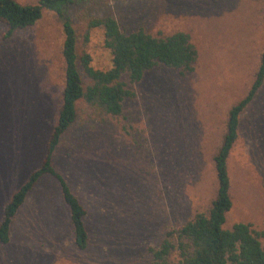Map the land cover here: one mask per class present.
Instances as JSON below:
<instances>
[{"label":"rangeland","instance_id":"374dc122","mask_svg":"<svg viewBox=\"0 0 264 264\" xmlns=\"http://www.w3.org/2000/svg\"><path fill=\"white\" fill-rule=\"evenodd\" d=\"M65 15L83 85L82 54L93 70L110 68L102 29H87L89 19L111 17L124 33H184L196 60L184 76L161 66L135 84L122 76L129 96L116 117L96 119L76 105L50 166L84 211L85 248H75L57 182L43 175L10 221L0 264H149L146 249L205 214L214 197L212 157L227 111L246 95L264 51V0H84ZM5 33L0 25V218L43 158L63 86L55 15ZM226 170L231 207L223 228L243 223L264 233V82L238 117Z\"/></svg>","mask_w":264,"mask_h":264},{"label":"trees","instance_id":"16d2710c","mask_svg":"<svg viewBox=\"0 0 264 264\" xmlns=\"http://www.w3.org/2000/svg\"><path fill=\"white\" fill-rule=\"evenodd\" d=\"M82 1L37 0L34 4L22 5L14 0H0V25L5 28V38L33 26L43 12L56 16L61 24L60 56L63 65L60 106L44 147L43 158L2 207L1 245L7 243L10 221L26 195L41 176L48 175L57 182L67 209L73 244L77 250H83L86 245L82 222L84 211L63 179L50 166L51 155L60 137L75 119L76 105L82 103L96 119L113 118L120 114L121 103L129 96L122 76L126 77L127 83L135 84L146 72L160 66L176 70L181 76L193 71L196 51L186 34L177 32L165 37H152L141 29L124 33L114 19L105 16L89 19L87 29H102L103 46L110 53V68L106 71L93 70L88 56L82 54L78 62L86 79L83 85L76 69L74 30L65 15L68 6ZM263 82L264 51L246 95L227 111L225 130L212 157L216 190L207 212L195 214L179 228L168 230L156 248H147L149 264H264V245L259 242L264 237L263 232H254L249 224L243 223L223 228L225 215L231 207L226 161L236 139L238 117Z\"/></svg>","mask_w":264,"mask_h":264}]
</instances>
